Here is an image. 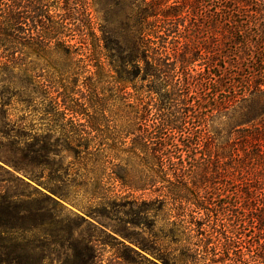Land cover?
<instances>
[{"label":"trees","instance_id":"16d2710c","mask_svg":"<svg viewBox=\"0 0 264 264\" xmlns=\"http://www.w3.org/2000/svg\"><path fill=\"white\" fill-rule=\"evenodd\" d=\"M95 1L103 13L100 35L93 31L87 0H0V75H26L36 68L55 75V60L62 65L60 75L69 73L65 65L75 61L92 62L94 75L109 71L122 75L117 82L122 87L123 116L119 129L112 133L115 137L109 148L119 154L112 160L125 163L113 165L109 179L131 193L149 192L154 196L149 203L142 197L132 202L149 206L155 220L168 205L183 204L190 214L175 217L189 236L197 237L206 229V223L211 224V233L200 239L204 243L211 236V264H264V241L260 237L264 219L258 213L264 210V188L252 185L247 163L239 162L235 178L223 177L221 169L214 168L212 155L203 153L205 157H193L188 162L189 155L197 153L202 141L207 140L206 133H202L205 129L194 131L195 121L204 120L206 111L221 114L240 103L242 118L258 123L252 127L253 132L240 129L238 140L245 149L252 150L249 156L254 152L255 164L264 170V0L211 1L214 46L210 80H199L183 71V64L194 63L196 57L193 54L186 59L181 54L180 39L186 37L182 36L184 32L172 29V25L177 26L173 21L182 14L177 5L171 7L173 13L164 16L161 25L154 27L149 18L158 16L156 10L166 0ZM183 1L184 8H188L185 15L198 12V4ZM249 2L257 8L252 13ZM134 8L136 12L128 16L126 10ZM203 11L202 15L206 14ZM133 20L135 25L131 26ZM83 28L88 33L80 30ZM77 32L81 34L80 41L73 44ZM82 56H86L84 60ZM229 58L233 63L228 62ZM133 81L141 94L136 103L130 104L125 90ZM209 81L211 87L207 88ZM236 90L248 92L251 104L246 105L249 98L243 94L238 97ZM98 124L90 127L92 132H102ZM7 143L12 151L19 150V144L12 139ZM77 146L89 151L90 145ZM100 160L75 158L71 165L77 166V175L71 184L81 190L89 184L101 189L106 165L102 164L100 173ZM138 162L147 168V173L138 171ZM90 164L92 169L88 170ZM7 168L29 176L20 162L0 156V170ZM89 175L94 176L93 180ZM231 185L234 189H230ZM1 186L2 182L0 264H47L56 245L67 252L69 264L93 263L96 256L91 240L73 238L75 230L89 224L93 215L72 203L66 187L9 195ZM93 196L98 198L95 193ZM57 209L66 216L60 218ZM249 224L255 231L254 241L243 232ZM115 234L123 237L120 232ZM170 234L176 237L177 231ZM127 240L128 244L123 245L130 252L150 254L146 246Z\"/></svg>","mask_w":264,"mask_h":264},{"label":"rangeland","instance_id":"374dc122","mask_svg":"<svg viewBox=\"0 0 264 264\" xmlns=\"http://www.w3.org/2000/svg\"><path fill=\"white\" fill-rule=\"evenodd\" d=\"M187 1L190 4H198L200 10L197 9V13L187 16L184 13L188 9L184 8L185 1L166 0L157 8L158 16L149 18V21L154 27L161 25L164 16L173 13L171 7L177 5V9L181 10L182 14L179 19L173 21L177 26L172 25V29L184 32L182 36L186 37L180 39L181 54L185 55L186 59L192 58L193 54L196 57L194 63L183 64V71L185 75H194L196 79L205 80L209 77L210 80L211 50L214 46V40L211 39L212 0ZM87 2L93 31L100 35L99 28L104 24L101 6L95 0H87ZM249 5L250 13L257 9L250 2ZM202 10L206 14L202 15ZM135 12L136 9L126 10L128 16ZM83 21L86 23V20ZM130 25H135L134 20L130 21ZM80 30L88 33L85 28ZM80 35V32H77L73 44L80 41ZM89 38L87 43L91 44ZM89 49H92V46L89 45ZM205 49L209 53L205 52ZM85 57L81 58L84 60ZM75 62L65 65L70 70L65 75H60L58 72L62 65L56 60L55 75H46L42 68H36L26 75H0V156L12 157L20 162L25 168V173L29 174L25 176L26 174H20L13 168H7V172L0 170L1 189H5L9 195H28L35 193L36 190L45 191L44 187L54 190L58 187H66L64 189L69 193L72 203L84 209V213L91 212L93 215L89 217V224L75 230L73 235L74 240L82 237L91 240L96 256L92 264H165L161 259L170 260L171 263L176 261L177 264H211V236L205 239L204 243L200 242V239L211 233V224L206 223L204 229L206 231L201 230L197 233V237L189 236L183 230L184 225L175 217L185 212L190 214L183 204L168 205L160 218L155 220L149 206H143L140 202L133 203L135 198L141 197L149 203L154 196L149 192L131 193L109 179L113 165L125 163L112 160L119 154L109 148L111 139L115 137L112 133L119 129L123 116L122 87L117 82L122 75H116L111 71L104 75H94L95 68L92 67V62ZM228 62L233 63L230 58ZM242 75H245V72ZM210 83L211 81L207 82V88L211 87ZM137 85L136 81L127 84L125 91L130 104L136 103L141 94ZM236 93L238 97L241 94L246 95L250 102L246 105L251 104L248 92L245 94V91L236 90ZM239 106L240 103L228 111L223 110L221 114L212 115L206 111L202 116L204 120L195 121L193 124L195 130H193L200 132L201 128L205 129L202 133H206L207 140L204 139L201 143L202 147L199 150L201 153L198 151L190 154L188 162H191L193 157L201 159L205 155H212L211 162L214 168L221 169L223 177L228 175L238 178L235 169L239 162L244 160L248 165L246 171L249 172L252 185L264 188L262 166L255 164L257 158L254 152L249 156L252 150L249 149L248 154L249 150L245 149L238 140L240 129H250L253 132L254 124L258 122L242 118L244 113L240 111ZM95 123H99L98 128L102 132L91 131L90 127ZM8 139L18 143L19 150L12 151L8 146ZM78 143L83 146L90 145L89 151L77 146ZM78 156L101 159L100 173H102V164L106 165L101 189L89 184L87 188L81 190L75 184H71V180L77 175L75 174L77 166L71 164ZM89 169H92L91 164L88 166ZM137 169L147 173V168L142 163L137 165ZM212 169L211 166V171ZM89 176L93 180L94 176ZM32 179H36V182ZM230 187L234 189L233 185ZM94 193L97 199L93 198ZM129 201L133 202L126 204ZM69 208L75 213L82 214L71 206ZM55 212L61 211L57 209ZM258 213L263 215L261 217L264 219V210ZM66 214L61 212L59 217L63 218ZM244 214L247 219L246 211ZM171 231H177V236H171ZM115 232L122 233L123 237ZM243 232L248 240H253L255 231L251 229L250 224ZM262 233L260 237L264 241V231ZM127 239L146 246L151 251L150 254L141 250L139 255L130 252L123 245V242L128 244ZM206 242L208 245L204 246ZM67 255L65 250L56 245L47 264H69Z\"/></svg>","mask_w":264,"mask_h":264}]
</instances>
